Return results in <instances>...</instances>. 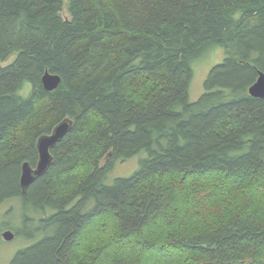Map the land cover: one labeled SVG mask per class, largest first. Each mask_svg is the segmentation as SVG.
<instances>
[{
    "label": "trees",
    "instance_id": "1",
    "mask_svg": "<svg viewBox=\"0 0 264 264\" xmlns=\"http://www.w3.org/2000/svg\"><path fill=\"white\" fill-rule=\"evenodd\" d=\"M216 47L225 58L191 101L193 64ZM46 71L62 78L53 91ZM260 71L264 0H0V204L38 222L11 264H264ZM65 118L23 194V163ZM226 202L208 226L204 209Z\"/></svg>",
    "mask_w": 264,
    "mask_h": 264
},
{
    "label": "rangeland",
    "instance_id": "2",
    "mask_svg": "<svg viewBox=\"0 0 264 264\" xmlns=\"http://www.w3.org/2000/svg\"><path fill=\"white\" fill-rule=\"evenodd\" d=\"M66 14V11H64V15ZM225 54L223 47L212 48L193 64L194 76L189 89L191 101L198 100L204 93V84L209 72L215 65L224 60ZM29 90L30 84H27L23 94L27 95ZM144 156H146V152H141L125 160H117L107 175L106 183L113 184L116 178L131 176L139 168L140 161ZM226 203L216 206L215 210L204 209V214L208 215V217L203 221L209 226L211 217L214 218L218 214H225L229 210L228 204L230 202ZM22 207L20 200H9L0 204V264H11V260L18 250L29 246L38 239V233L32 239L26 237V234L30 233L31 229L35 233L34 230L38 226V222L29 223L30 221H26L25 217H23ZM7 229L14 231L16 234L12 241H6L2 236V233Z\"/></svg>",
    "mask_w": 264,
    "mask_h": 264
},
{
    "label": "water",
    "instance_id": "3",
    "mask_svg": "<svg viewBox=\"0 0 264 264\" xmlns=\"http://www.w3.org/2000/svg\"><path fill=\"white\" fill-rule=\"evenodd\" d=\"M61 76L50 71H46L42 76V83L47 91L57 89L61 83ZM249 93L256 98H264V72L260 71L256 81L250 86ZM74 121L71 118H65L58 123L51 133L42 135L37 142L39 159L35 166L28 161L22 165L21 187L23 194H26L30 185L42 176L54 161L51 152L52 148L57 145L72 129ZM3 238L12 241L16 234L14 231L7 229L3 232Z\"/></svg>",
    "mask_w": 264,
    "mask_h": 264
},
{
    "label": "bare ground",
    "instance_id": "4",
    "mask_svg": "<svg viewBox=\"0 0 264 264\" xmlns=\"http://www.w3.org/2000/svg\"><path fill=\"white\" fill-rule=\"evenodd\" d=\"M250 88V87H249ZM251 95V94H250ZM38 162V161H37ZM37 164V163H36ZM21 174H22V172H21ZM20 180H21V177H20ZM20 186H21V183H20ZM21 189H22V187H21ZM3 234V233H2ZM3 236V235H2ZM7 241V240H6Z\"/></svg>",
    "mask_w": 264,
    "mask_h": 264
}]
</instances>
